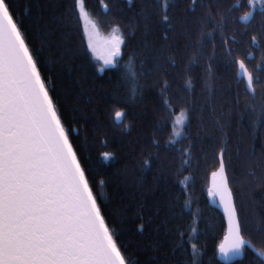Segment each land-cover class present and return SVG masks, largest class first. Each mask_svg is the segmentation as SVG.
Masks as SVG:
<instances>
[{
	"label": "trees",
	"instance_id": "16d2710c",
	"mask_svg": "<svg viewBox=\"0 0 264 264\" xmlns=\"http://www.w3.org/2000/svg\"><path fill=\"white\" fill-rule=\"evenodd\" d=\"M148 0H132L129 8L127 0H84L85 11L90 19L97 23L104 36H110L119 23L125 33L124 56L117 67L103 68L91 50L87 49V37L84 34V21L77 15L73 17L71 47L75 55L66 57L63 50L50 47L43 39L40 27L41 13L45 18L63 11V5L71 6L73 0H11L14 16L22 21V28L27 31L32 46L41 49L39 59L42 74L46 78L52 94L61 101L60 108L65 126L70 129L71 138L85 162L94 171L95 190L105 205L110 227L117 233L118 244L123 245L129 264H226L219 259V248L226 235L223 216L209 204V184L212 172L218 169L217 156L221 148L225 149V161L228 165L230 186L238 205H242L244 235L255 249L264 248V238L255 230L258 219L264 215V187H254L250 183L249 171L259 173L264 170V121L245 104L250 95L245 94V81L238 78L239 67L214 62L215 76L211 87L206 85V61L212 51L210 42L205 45L203 57H197L185 75V65L192 58L193 48H184V39L169 32L174 43V55L178 66L170 68L163 76L149 78L159 80L155 87L145 92V103H114L113 94L123 98L129 95L122 84L123 65L130 54L143 50L146 41L162 42V25L154 23L152 34L145 36L143 30L133 32L130 21L135 18L140 7ZM213 9L217 3L221 8H234L233 17L237 23L229 25L230 33L235 30L237 39L242 37L244 29L239 21L240 13L249 11L247 0H209ZM109 5L108 10L103 7ZM182 7L186 0H182ZM177 17L182 11H177ZM250 31L257 32V25L264 23V18L257 11ZM188 27L192 30V40H197L196 25L189 19ZM238 47V46H236ZM251 57L245 64L251 70L260 62L259 48L248 49ZM216 52L223 54V45L216 38ZM247 55V52L245 53ZM243 58V57H241ZM137 58V64L143 60ZM151 66V65H149ZM103 69V71H100ZM191 77L189 87L188 79ZM167 87L161 92L163 81ZM259 92L254 98L259 100ZM237 94L240 103H236ZM161 96L170 97L175 113L172 118L162 106ZM185 96L196 100L195 111L183 126L176 123L181 107L176 103ZM116 110L126 112L124 124L115 121ZM125 125H130L128 131ZM103 128V131H98ZM178 128V129H177ZM199 130L201 138L195 139ZM180 132L176 136L175 132ZM191 133L193 139L184 136ZM159 142V161L150 171L142 173L139 168L141 153L147 158L148 153H156L151 141ZM107 141L104 146L101 141ZM175 141V143H173ZM191 145V146H190ZM110 152L115 159L105 160L102 153ZM188 160L182 165L181 160ZM135 169L133 177L142 178L143 188L134 186L117 187L116 173L121 178ZM190 201L185 206V201ZM174 203L173 215L169 204ZM143 204L141 208L140 205ZM159 209V210H157ZM143 216V220L141 219ZM151 222L145 223L148 217ZM144 225L141 230V225ZM194 229V230H193ZM183 233V235H179ZM180 240L181 249H174V243ZM158 243L159 251L154 253L151 245ZM260 257L249 248L245 249L243 260L235 264H258Z\"/></svg>",
	"mask_w": 264,
	"mask_h": 264
},
{
	"label": "snow or ice",
	"instance_id": "6c2138e0",
	"mask_svg": "<svg viewBox=\"0 0 264 264\" xmlns=\"http://www.w3.org/2000/svg\"><path fill=\"white\" fill-rule=\"evenodd\" d=\"M116 4L119 8V0ZM127 5L133 7L132 0H127ZM181 5L182 0H148L130 21L133 32L143 30V34L148 36L152 34L154 23H158L163 26L164 35L159 46L157 42L146 41L142 51L130 54L123 65L122 84L117 85V88L126 87L129 95L121 98L114 93L113 102L131 103L133 106L144 104L145 92L160 83L155 79L151 83L144 81L166 75L170 68L178 66L174 55H167L174 53L175 42L169 43L172 37L168 33L171 32L184 39V48L195 49L185 65L186 76L192 64L198 62L197 57L204 56L208 42L212 44V51L206 61L207 86L211 87L215 76L214 62L238 66L246 79L245 94L253 97L245 104V109H250L264 121V23L257 25L259 31H250L257 11L264 18V0H247L250 10L240 17L245 25L239 33L241 39H237L235 30L229 34L230 23H237L233 10L240 4L221 8L217 3L213 9L209 0H186V6ZM62 7L63 11L48 18L41 13L42 37L49 46L62 49L66 57L75 55L71 47V29L78 9L79 18L85 21L87 49L102 59L105 66H119L125 45V33L121 27H129L119 23L121 17L115 18L118 25L113 28L101 55L98 26L85 11L84 0H73L71 6ZM103 7L108 10L109 5L104 4ZM177 11H182L183 15L177 17ZM190 17L198 33L195 42L188 27ZM217 34L223 45V54L219 56L216 52ZM252 47L260 49L261 57L260 62L249 70L245 59L251 57L248 49ZM40 51L32 46L27 31L22 28V21L14 16L11 0H0V264H129L122 251L123 245L118 244L116 230L109 225L100 194L95 190L94 171L75 146L70 129L62 118L61 101L54 97L42 74ZM139 56L144 59L137 64ZM190 80L189 76V87ZM166 87L167 80H164L162 93ZM258 89L257 101L254 98ZM161 101L169 113L168 118H172L175 108L171 98L161 96ZM176 103L181 107L176 123L183 126L190 113L195 111L196 100L194 96L191 99L181 96ZM236 103H240L239 94ZM125 117V111H115L114 119L119 124H124ZM125 127L130 131V125ZM98 131H103V128H98ZM175 135L180 136V132H175ZM184 138L193 139L191 133L185 134ZM200 138L201 133L197 130L195 139ZM101 143L107 146L106 140ZM151 147L157 152L148 153L147 158L144 155L147 148L141 153V177L143 171H150L160 159L159 142L153 139ZM102 156L105 160L115 159L110 152H104ZM217 162L219 166L212 172L209 194L218 197L227 218L226 244H221L219 251L230 261L244 256L246 246H253L243 234V209L230 186L225 149H220ZM181 163L191 166L188 160L182 159ZM134 171L128 172L124 178L117 172V187L134 186L141 190L142 178H128ZM249 177L254 187H264V170L259 173L250 170ZM184 203L188 206L190 201ZM174 208L175 204L170 202L169 212L178 215ZM151 220L150 216L145 223ZM143 227L142 224L141 230ZM255 230L264 238V215L258 219ZM182 247L180 240L173 245L174 249ZM151 248L154 253L158 252V243H153ZM253 250L260 257L258 264H264V248Z\"/></svg>",
	"mask_w": 264,
	"mask_h": 264
},
{
	"label": "water",
	"instance_id": "95a60500",
	"mask_svg": "<svg viewBox=\"0 0 264 264\" xmlns=\"http://www.w3.org/2000/svg\"><path fill=\"white\" fill-rule=\"evenodd\" d=\"M239 21H240V23H241L242 25H244V22H243L242 20H239ZM238 78H239L240 80H244L245 83H246V79L244 78V76H243V71H242L241 69H239ZM211 188H212V176H211V179H210L209 190H210ZM208 199H209V204H210V206H211L212 208H214L215 210H217L218 212H220V214L223 216L224 221H225V224H226V235H227L228 222H227V218H226V216H225V214H224L223 208H222V206H221V204H220V202H219L218 197H213L212 195H209V196H208ZM226 235H225V236H226ZM222 244H226L225 237H224V239H223ZM246 248H249L252 252L256 253V252L253 250L254 247H247V246H246ZM219 259H220L222 262L226 263V264H235V263H237V262L242 261V260H243V256H242V257H238V258H236V259H233V260H230V261H229V260H226V259L221 255V253H220V251H219Z\"/></svg>",
	"mask_w": 264,
	"mask_h": 264
},
{
	"label": "rangeland",
	"instance_id": "374dc122",
	"mask_svg": "<svg viewBox=\"0 0 264 264\" xmlns=\"http://www.w3.org/2000/svg\"><path fill=\"white\" fill-rule=\"evenodd\" d=\"M92 20V19H91ZM84 21V19H83ZM93 21V20H92ZM84 25H85V21H84ZM99 30V29H98ZM112 35V34H111ZM110 36H104L102 35V33L99 31V39H98V47L100 48V52H101V55H103V52H104V47H105V43L106 41L111 37ZM95 56V58L101 63V66L103 68H109L110 66H105L104 63H103V60L102 59H98L97 56L95 54H93ZM178 129V128H177Z\"/></svg>",
	"mask_w": 264,
	"mask_h": 264
},
{
	"label": "flooded vegetation",
	"instance_id": "af4514ba",
	"mask_svg": "<svg viewBox=\"0 0 264 264\" xmlns=\"http://www.w3.org/2000/svg\"><path fill=\"white\" fill-rule=\"evenodd\" d=\"M239 9H240V7H239ZM243 15H244V13H240L239 20H240V17H242Z\"/></svg>",
	"mask_w": 264,
	"mask_h": 264
}]
</instances>
